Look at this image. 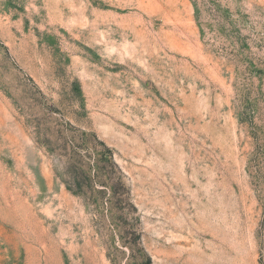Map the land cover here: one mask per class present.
Listing matches in <instances>:
<instances>
[{"label":"rangeland","instance_id":"obj_1","mask_svg":"<svg viewBox=\"0 0 264 264\" xmlns=\"http://www.w3.org/2000/svg\"><path fill=\"white\" fill-rule=\"evenodd\" d=\"M0 264H264V0H0Z\"/></svg>","mask_w":264,"mask_h":264}]
</instances>
